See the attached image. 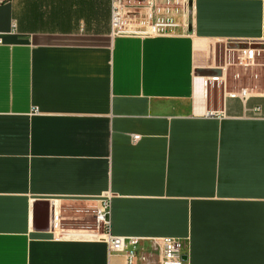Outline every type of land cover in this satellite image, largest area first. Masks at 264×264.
Returning a JSON list of instances; mask_svg holds the SVG:
<instances>
[{
  "label": "crops",
  "instance_id": "obj_1",
  "mask_svg": "<svg viewBox=\"0 0 264 264\" xmlns=\"http://www.w3.org/2000/svg\"><path fill=\"white\" fill-rule=\"evenodd\" d=\"M110 1L0 0V264H124L92 236L103 198L112 236L264 264V66L206 95L199 76L264 45V0H191L153 38L111 37Z\"/></svg>",
  "mask_w": 264,
  "mask_h": 264
},
{
  "label": "built area",
  "instance_id": "obj_2",
  "mask_svg": "<svg viewBox=\"0 0 264 264\" xmlns=\"http://www.w3.org/2000/svg\"><path fill=\"white\" fill-rule=\"evenodd\" d=\"M191 0H111L110 1V36L153 38L161 36L181 35L188 27V4ZM1 44V40H0ZM262 48L229 47L219 74L200 77L206 95L207 89L224 85L228 68L232 67L230 79L238 81L240 72L252 71L263 67L260 60L264 57ZM250 75L248 78H255ZM254 87H242L227 93L229 98H238L246 102ZM257 111L258 109H254ZM206 117H225L224 112H208ZM138 136H134L136 141ZM94 220L93 237L105 242L110 254L120 255L124 264H185V242L179 238L115 237L110 233V202L108 198L100 199L92 211ZM60 226L58 214L51 218L52 232ZM147 242L149 252H145L142 243Z\"/></svg>",
  "mask_w": 264,
  "mask_h": 264
},
{
  "label": "water",
  "instance_id": "obj_3",
  "mask_svg": "<svg viewBox=\"0 0 264 264\" xmlns=\"http://www.w3.org/2000/svg\"><path fill=\"white\" fill-rule=\"evenodd\" d=\"M190 24H191V1L189 2V4H188V26H189V28H190ZM235 47H237V46H234V48ZM247 47H250V48H262V46L259 44H250V45H245V46H243L242 48H247ZM200 74H199V76H202V77H204V76H210V75H214V74H219V70H217V71H215V72H208V71H206V72H204V71H202V72H199Z\"/></svg>",
  "mask_w": 264,
  "mask_h": 264
},
{
  "label": "rangeland",
  "instance_id": "obj_4",
  "mask_svg": "<svg viewBox=\"0 0 264 264\" xmlns=\"http://www.w3.org/2000/svg\"><path fill=\"white\" fill-rule=\"evenodd\" d=\"M227 48H229V47H227ZM227 50H221V49H219V51H218V60H219V64L220 65H222L223 64V61H224V57H225V54L227 53L226 52ZM262 63H264V57H263V59L262 60H260ZM232 70H233V68L232 67H229L228 68V72H227V77L228 78H230V75H231V73H232ZM204 77H206V76H204ZM143 247V246H142ZM144 249V251L145 252H149V247H148V245H146V246H144L143 247Z\"/></svg>",
  "mask_w": 264,
  "mask_h": 264
}]
</instances>
